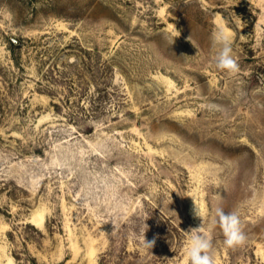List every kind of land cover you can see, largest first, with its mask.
Returning <instances> with one entry per match:
<instances>
[{
	"label": "rangeland",
	"instance_id": "obj_1",
	"mask_svg": "<svg viewBox=\"0 0 264 264\" xmlns=\"http://www.w3.org/2000/svg\"><path fill=\"white\" fill-rule=\"evenodd\" d=\"M191 197L264 264V0H0V264H189Z\"/></svg>",
	"mask_w": 264,
	"mask_h": 264
},
{
	"label": "clouds",
	"instance_id": "obj_2",
	"mask_svg": "<svg viewBox=\"0 0 264 264\" xmlns=\"http://www.w3.org/2000/svg\"><path fill=\"white\" fill-rule=\"evenodd\" d=\"M190 39V37H189ZM212 45L218 48L215 62L216 67L224 70L230 74H235L239 71V64L233 57L232 52V37L227 29L218 27L212 33ZM194 47H196L193 44ZM194 201V215L202 220V224L196 228H190L185 232L189 237L186 247V257L189 264H215L212 250V240L209 234L203 228V221L206 214L204 206L195 198ZM214 224L218 225L224 236V245L228 249H235L243 246L247 241V236L244 232L240 216L237 211L225 212L222 207L215 209ZM114 230L116 222L112 221ZM148 229L145 220L140 228V237L142 245L145 249H151L155 244V239L148 241L145 239V233Z\"/></svg>",
	"mask_w": 264,
	"mask_h": 264
}]
</instances>
